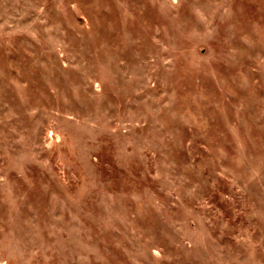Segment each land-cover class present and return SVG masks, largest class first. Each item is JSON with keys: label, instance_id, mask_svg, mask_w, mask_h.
<instances>
[{"label": "rangeland", "instance_id": "obj_1", "mask_svg": "<svg viewBox=\"0 0 264 264\" xmlns=\"http://www.w3.org/2000/svg\"><path fill=\"white\" fill-rule=\"evenodd\" d=\"M0 264H264V0H0Z\"/></svg>", "mask_w": 264, "mask_h": 264}]
</instances>
